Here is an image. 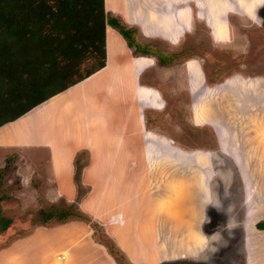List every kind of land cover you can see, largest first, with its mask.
<instances>
[{"label":"rangeland","instance_id":"1","mask_svg":"<svg viewBox=\"0 0 264 264\" xmlns=\"http://www.w3.org/2000/svg\"><path fill=\"white\" fill-rule=\"evenodd\" d=\"M262 7L264 0H116L113 14L129 20L127 24L136 29L138 39L151 53L167 55L166 63L157 59L153 65L147 57L134 61L137 70L149 66L142 73L144 80L149 78L150 84L164 89L165 100H153L154 107L162 109L149 111V118L154 128L151 132L164 135L167 145L158 150L154 145L148 148L153 151V167L146 171L151 175L146 190L152 196L157 194L154 199L162 195L161 200L154 204L144 200L139 173L131 205L123 208L128 209L127 219H137L131 259L151 264L177 258L194 264H264ZM230 13L239 16L231 21V30L225 21ZM151 93L156 96L154 90ZM225 143L228 147L224 150L221 146ZM18 156L15 148H0V215L11 219L5 229L0 222V250L30 225L45 222L49 211L58 215L65 210L72 214L54 220L86 224L90 243H97L96 247L109 253L117 264H135L114 246L104 225L78 205V199L92 187L76 179L75 201L61 198L49 202L38 177L32 179V185L23 186L17 173ZM85 158L77 156V169ZM35 187L38 202L34 201ZM104 203L110 206L112 200ZM110 215L116 216L115 212ZM150 218L154 231L145 235L149 223L148 227L143 223ZM165 218L170 226L162 223ZM155 228L162 232L159 237ZM64 258L68 259L67 252L57 254L55 261L64 264Z\"/></svg>","mask_w":264,"mask_h":264},{"label":"crops","instance_id":"2","mask_svg":"<svg viewBox=\"0 0 264 264\" xmlns=\"http://www.w3.org/2000/svg\"><path fill=\"white\" fill-rule=\"evenodd\" d=\"M105 8L116 12V0H105ZM122 12L124 15L128 13L126 10ZM125 21L129 24V20ZM225 21L231 30L229 15ZM106 53L104 67L16 120L0 126V148L16 149L20 163L25 160L17 167L23 186L32 185V179L38 177L40 186L44 188V198L49 202H57L61 198L66 202L76 200V158L79 154L85 155L80 182L92 189L81 200L78 199L81 210L104 225L115 247L117 244L124 250L129 261L151 264L129 257L130 247H135L131 238L137 219L134 222L131 217L127 219L128 209L123 208L131 205L134 195L131 196V192L138 182L139 173L146 195L144 200L150 199L154 204L162 196L154 199L157 194L152 196L146 190V183L151 178L146 171L153 167V151L148 148L154 145L155 149H161L167 145L164 135H153L151 131L154 128L149 118V111L162 109L154 107L153 100L156 103L164 101V89L150 84L149 78L143 79L142 73L149 66L140 70L134 66L135 59L139 57L152 59L153 65L160 57L154 53L136 52L135 46H129L127 39L111 25L106 28ZM199 67L206 84L200 61ZM152 90L156 92L155 97ZM220 90L224 92L222 88ZM212 95L220 96L218 93ZM159 142L162 145L159 146ZM221 147L227 149L224 147H228V143ZM35 191L34 201L38 202L37 187ZM108 200H112V205L104 203ZM153 211L156 219L154 206ZM113 212L116 214L114 217L110 215ZM54 218L55 215L49 219L50 222L46 220L30 225L24 234L3 247L0 264H52L56 255L64 252L68 253V261L64 258V264H117L109 253L96 247L97 243H90L86 224L74 219L60 222ZM152 218L143 223L146 227L149 223V229H144L145 235L154 231ZM162 223L170 226L166 218ZM159 233L162 232L155 228L158 237Z\"/></svg>","mask_w":264,"mask_h":264},{"label":"trees","instance_id":"3","mask_svg":"<svg viewBox=\"0 0 264 264\" xmlns=\"http://www.w3.org/2000/svg\"><path fill=\"white\" fill-rule=\"evenodd\" d=\"M107 25L136 51L151 53L133 26L105 9V0H0V126L104 67ZM157 55L166 61V54ZM80 174L78 168V181ZM70 214L51 210L47 220ZM0 222L5 229L11 219L0 215Z\"/></svg>","mask_w":264,"mask_h":264},{"label":"flooded vegetation","instance_id":"4","mask_svg":"<svg viewBox=\"0 0 264 264\" xmlns=\"http://www.w3.org/2000/svg\"><path fill=\"white\" fill-rule=\"evenodd\" d=\"M263 6V5H262ZM262 9H264V7H262ZM231 15H229V21H230V24H231V21H237V18L239 17V16H236V15H234L233 13H230ZM117 16V15H116ZM236 16V17H235ZM232 17H235V18H232ZM120 18V17H119ZM121 19L125 22V23H127V21H125V19H123V16L121 17ZM233 19V20H232ZM248 19H252V18H250V17H248ZM254 20V19H253ZM122 23V22H121ZM143 42V41H142Z\"/></svg>","mask_w":264,"mask_h":264},{"label":"built area","instance_id":"5","mask_svg":"<svg viewBox=\"0 0 264 264\" xmlns=\"http://www.w3.org/2000/svg\"><path fill=\"white\" fill-rule=\"evenodd\" d=\"M54 264H60V263H59V261L57 260V261L54 262Z\"/></svg>","mask_w":264,"mask_h":264},{"label":"water","instance_id":"6","mask_svg":"<svg viewBox=\"0 0 264 264\" xmlns=\"http://www.w3.org/2000/svg\"><path fill=\"white\" fill-rule=\"evenodd\" d=\"M18 222H19V221L16 220V223H15L16 227L18 226ZM25 226H26V225H25Z\"/></svg>","mask_w":264,"mask_h":264}]
</instances>
